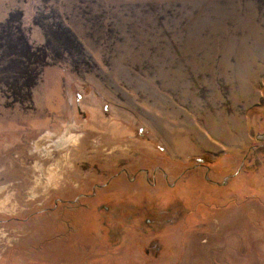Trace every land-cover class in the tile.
Here are the masks:
<instances>
[{
    "label": "rangeland",
    "instance_id": "obj_1",
    "mask_svg": "<svg viewBox=\"0 0 264 264\" xmlns=\"http://www.w3.org/2000/svg\"><path fill=\"white\" fill-rule=\"evenodd\" d=\"M107 179L111 235L79 239L60 204L9 220ZM57 249L264 264V0H0V264Z\"/></svg>",
    "mask_w": 264,
    "mask_h": 264
},
{
    "label": "flooded vegetation",
    "instance_id": "obj_2",
    "mask_svg": "<svg viewBox=\"0 0 264 264\" xmlns=\"http://www.w3.org/2000/svg\"><path fill=\"white\" fill-rule=\"evenodd\" d=\"M203 167L206 168V172H205V177H206L207 175L206 173L209 171V167L207 168L206 164L203 162H197L194 166L188 167L186 170H190L194 168H203ZM140 171L141 173L147 172V171H144L143 169H141ZM123 172L126 173V170L122 169L120 173H117L116 175L118 176ZM107 186H108V179L103 181L102 183H93L89 189L84 190V191H78L76 194H74L73 197H68V196L65 198L54 197V199H52L51 201L52 204L51 205L48 204V206L43 207L41 211L39 210L34 211L31 213V215H28L27 217H23V218L22 217H12V218H9V220L27 224L28 221L36 213L46 212V213L51 214V213L56 212L59 206H62L61 216L59 217L61 218V221H59L58 223L63 225L66 222L67 217L76 220L77 226H78L77 228L81 232L78 235V238L84 234L85 235H95L94 233L96 232V228L98 225H99L98 233L100 234L102 233V235L103 233L108 234L112 231V228H111L112 220L121 218L119 215H122L123 213V207H122L123 202L117 200L116 203H113V199H114L113 196H114L115 191H112L110 189L108 190ZM77 187H79V185H77ZM162 198H165V197L162 196ZM79 199H81L83 203H78ZM170 206L171 205L167 207L168 214L173 212L172 209H170L172 206L171 207ZM129 207H131L132 209H138V212H140L139 210H142V208H137L134 206H129ZM177 210H178V207L174 209L175 212ZM49 214H48V217H51L49 216ZM136 217H139V216L136 215L135 218ZM142 221L148 225L155 224L159 226L160 224L159 215H155L152 213H150L147 216H144ZM166 221L168 222L170 221V219H167ZM51 225H53L54 230L57 228V225L54 226L53 223H51ZM85 235L84 237H87ZM74 242L75 240H73V245H75ZM88 247H91V243H89ZM62 250H64V248ZM62 250L61 251L58 250L59 252L56 254L55 257L53 255H49L48 253L45 254V256L47 255L48 257L52 259L49 261L50 264H57L58 261L61 259L60 257L64 256V254L62 253ZM64 251L68 252L69 250H64ZM67 261L70 262V264H80L79 257L78 255H75V254L72 255V260L68 259Z\"/></svg>",
    "mask_w": 264,
    "mask_h": 264
},
{
    "label": "bare ground",
    "instance_id": "obj_3",
    "mask_svg": "<svg viewBox=\"0 0 264 264\" xmlns=\"http://www.w3.org/2000/svg\"><path fill=\"white\" fill-rule=\"evenodd\" d=\"M66 142H69L70 144H73L74 142H75V139H74V137H70V136H67V138H66V136L65 137H63V138H61V139H57L55 142H54V145L56 146V147H59V145H63L64 143H66ZM59 149V148H58Z\"/></svg>",
    "mask_w": 264,
    "mask_h": 264
},
{
    "label": "water",
    "instance_id": "obj_4",
    "mask_svg": "<svg viewBox=\"0 0 264 264\" xmlns=\"http://www.w3.org/2000/svg\"><path fill=\"white\" fill-rule=\"evenodd\" d=\"M207 174V173H206Z\"/></svg>",
    "mask_w": 264,
    "mask_h": 264
}]
</instances>
